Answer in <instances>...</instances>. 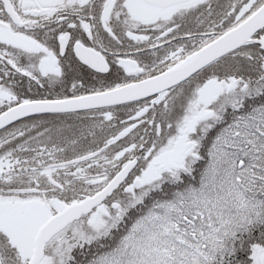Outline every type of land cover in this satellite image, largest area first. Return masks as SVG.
I'll return each instance as SVG.
<instances>
[{"label": "snow or ice", "instance_id": "obj_1", "mask_svg": "<svg viewBox=\"0 0 264 264\" xmlns=\"http://www.w3.org/2000/svg\"><path fill=\"white\" fill-rule=\"evenodd\" d=\"M0 264H264V0H0Z\"/></svg>", "mask_w": 264, "mask_h": 264}]
</instances>
